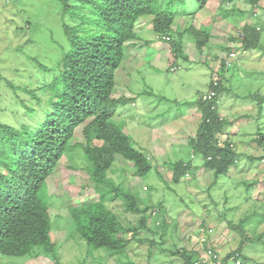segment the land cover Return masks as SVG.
Here are the masks:
<instances>
[{
  "label": "rangeland",
  "instance_id": "374dc122",
  "mask_svg": "<svg viewBox=\"0 0 264 264\" xmlns=\"http://www.w3.org/2000/svg\"><path fill=\"white\" fill-rule=\"evenodd\" d=\"M160 1L162 11L176 14L174 25L178 30L183 27L180 22L183 14L195 13L184 18L185 22L197 24L204 36L210 35V40L200 52L194 37L189 36L185 49L189 59L173 66L174 57L168 46L151 33L153 17H144L136 24L139 48L125 52L124 64L117 72L116 96L136 99L117 107L113 119L124 128L135 146L149 156L153 169L146 176H136L134 164L118 156L108 175L114 183L132 190L142 208L148 206L151 215L148 226L153 233H142L139 238L145 239L144 244L131 242L130 251L124 255L94 250L75 236L76 224L70 208L98 198L87 172L86 156L79 146L86 142L84 126H81L76 130L74 147L60 161L41 192L50 207L52 239L58 243L56 257L38 248L34 256L0 255V264H184L183 259L172 252L182 247L201 249L204 237L210 239L221 258L236 250L240 238L229 225H238L248 214H254L246 226L249 236L264 233V54L250 51L253 60L242 64L239 43L235 44L237 59L232 60L226 50L231 49L226 37L236 36V30L240 32L246 24L264 25V17L242 15L244 10L236 0L230 5L240 16L217 26L214 14L209 21L210 14L201 7L210 11L209 3L219 1L217 13L224 15L222 6L226 8L228 3L222 4L223 0H208L204 6L200 0H178L184 2L170 6L169 0ZM259 5H262L258 9L261 15L264 0ZM62 8L61 0H0V70L4 77L10 74V80L18 82L17 87L27 84L29 78L35 80L38 75L29 57L51 67L70 51L62 24L71 20L69 16L63 18ZM262 29L264 44V27ZM216 60H230L228 71L222 72ZM18 69L24 80L14 76ZM213 75L224 80L226 91L220 97L219 113L229 122L227 130L217 135L219 145L230 143L241 154L262 158L255 162L240 159L239 168H232L218 178L216 185H213L214 173H206L201 168L202 158L194 157L190 146V138L196 135L202 116L196 100L207 91ZM12 90L0 88V122L19 128L27 122L21 101L28 103L29 97L21 90ZM246 96L255 98L246 99ZM33 104L38 108L34 101ZM177 161H192L195 169L193 174H188L191 179L186 177L189 180L174 184L172 172L164 166L170 167ZM257 180V185L247 188V184ZM110 207L127 228L138 226L144 216L127 213L121 200ZM148 240L154 241V245ZM245 254L254 260L247 264H264V244L248 247Z\"/></svg>",
  "mask_w": 264,
  "mask_h": 264
},
{
  "label": "trees",
  "instance_id": "16d2710c",
  "mask_svg": "<svg viewBox=\"0 0 264 264\" xmlns=\"http://www.w3.org/2000/svg\"><path fill=\"white\" fill-rule=\"evenodd\" d=\"M234 1L236 0H225L222 4ZM260 1L245 0L250 8L241 14L256 19L264 17V12L261 15L257 12ZM61 2L63 18L69 16L71 20L70 23L62 24L71 45L70 51L64 54L57 65L51 67L37 58L29 57L35 63L38 75L35 80L29 78L30 82L20 87H17L18 82L10 80V74L4 77L5 74L0 70L1 89L7 87L11 91L12 88L21 90L29 97L28 103L21 101L27 122L22 123L19 128L0 122V255L6 257L34 256L38 248H42L46 255L56 257L58 243L52 239L50 207L41 197V192L60 161L74 147L76 130L81 126H84L86 142H81L79 146L86 156L87 172L95 185L98 198L70 208L76 224L75 236L90 248L104 249L110 255L129 252L128 247L133 241L144 244L145 239L139 238L141 234L153 233L148 226V219L151 218L148 206L142 208L132 190L114 183L108 175L118 156L134 164L136 176H146L153 169L149 156L135 146L124 128L113 119L117 107L126 106L136 99L116 96L117 72L124 64L125 52L139 48L140 38L136 33V24L144 17H153L151 30L154 34L170 37L173 66L180 60L189 59L184 47L186 36L194 37L200 52H203L210 40V35L204 36L203 29H196L194 26H189L175 36L172 29L174 13L162 11L159 7L160 0ZM183 2L169 0L168 4L170 6ZM207 2L208 0H200L203 6ZM222 9L225 13L232 12L223 6ZM263 27L258 23L246 24L242 27L240 36L233 37L232 41H238L244 51H261L264 54ZM221 70L226 71L225 64ZM16 73L14 76L21 78V70L18 69ZM218 82L219 86L214 88V80L209 81L208 87L214 89L212 100L202 99L196 102L202 113L201 123L196 135L190 138L193 156L202 158L201 168L206 173H214L213 185L232 168H239L240 159L245 158L251 162L262 160L239 153L230 143L219 145L217 135L227 130L229 122L219 113L220 97L226 88L223 78ZM33 101L38 108H34ZM257 142L260 144L261 139ZM164 168H169L172 172L174 184L191 179L192 177L186 179V176L193 174L195 169L192 161H177ZM258 181L247 184V188L252 189ZM119 200L125 204L127 213L144 215L138 226L127 228L119 221L110 207ZM253 215L248 214L238 225L230 223V230L239 236L240 242L236 250L223 257L222 264H247L254 261L245 251L248 247L264 244V233L256 237L249 236L246 226ZM148 241L151 246L154 245V241ZM204 246L219 255L210 239ZM172 253L183 259L184 264H195L204 257L205 251L182 247Z\"/></svg>",
  "mask_w": 264,
  "mask_h": 264
},
{
  "label": "clouds",
  "instance_id": "9594fccd",
  "mask_svg": "<svg viewBox=\"0 0 264 264\" xmlns=\"http://www.w3.org/2000/svg\"><path fill=\"white\" fill-rule=\"evenodd\" d=\"M204 8H202V10H203ZM200 12H201V9H200ZM195 13H190V14H188V15H185V14H183V16L181 17V20H180V22L182 23V29H180V30H178V28L176 27L175 28V25H173L172 26V29H173V31H174V33H178V32H181V31H183L184 29H186V28H188L189 26H194L196 29H200V28H198V25L197 24H191V25H187V24H189V22H185V20H184V18H186V17H188V16H193ZM199 14V13H198ZM176 14L174 13V16H175ZM185 22V23H184ZM174 23H175V21H174ZM202 27V26H201ZM151 33L152 34H154L153 32H152V30H151ZM240 33V32H239ZM237 34L236 36H234V37H239L240 36V34ZM154 38L156 39V40H158V41H160V42H162V43H164V44H166L167 46H168V48H169V50H170V53H172V47H171V45H170V37H168V36H163V37H160L159 35H156V34H154ZM189 38V36H186L185 38H184V47H185V49L187 50V39ZM233 38V37H232ZM232 38H231V40L229 41V46L228 47H230L231 48V51L229 52V49H226L228 52H229V57L233 60L235 57H236V52H232V50H236L235 49V47L233 46V43H239L238 41H236V42H233L232 41ZM232 41V42H231ZM169 45H168V44ZM240 44V43H239ZM240 47H241V44H240ZM197 48V47H196ZM186 50H185V53H186ZM205 50V49H204ZM203 50V51H204ZM241 50L242 51H244L242 48H241ZM247 52H250V51H245L244 53H247ZM173 56V55H172ZM225 64V66H226V71H227V66L228 65H230L231 64V61L230 60H226V61H222V62H220V70H221V68H222V66ZM172 70L173 71H176V70H174V67L172 68ZM222 71V70H221ZM224 73H225V71H224ZM221 78H216V75H213L212 76V78H211V80H214V82L215 83H217V85H215V83H214V88H216L217 86H219V80H220ZM211 80H210V82H211ZM13 89V88H12ZM212 93H214V89L212 88L211 89V87H208L207 88V91L204 93V94H202L201 96V98H199V100H212L213 99V96L209 99V98H206V97H208L209 95H211ZM198 101V99L196 100V102ZM135 107V106H134ZM187 178H188V175L186 176ZM222 259H223V257H222Z\"/></svg>",
  "mask_w": 264,
  "mask_h": 264
},
{
  "label": "crops",
  "instance_id": "0c3cea01",
  "mask_svg": "<svg viewBox=\"0 0 264 264\" xmlns=\"http://www.w3.org/2000/svg\"><path fill=\"white\" fill-rule=\"evenodd\" d=\"M225 0H223L222 1V3L224 2ZM237 1H239L238 2V5H239V7L242 9V10H244L245 12L247 11V10H249V5L245 2V0H237ZM226 5V4H225ZM209 6H210V11H206L205 9H203L202 11L203 12H208L209 14H210V17H209V21H210V19H211V17H212V15L214 14V18L215 19H217V20H215V22L214 23H217V26H219V25H221L223 22H225V21H229V20H231L233 17H236V16H240L239 14L240 13H237V12H235V11H233L232 10V5H230V3H228V7H226V10L227 11H230V10H232V12L231 13H225L224 15H220L219 16V14L217 13V12H219V6H220V4H219V1H213V2H210L209 3ZM260 7H262V5H260ZM202 11H201V13H202ZM216 12V13H215ZM257 12H258V10H257ZM199 15V14H198ZM205 17V16H204ZM202 18V17H201ZM219 18V19H218ZM198 28H200V27H198ZM224 31H225V29L223 30V32H222V36L224 35ZM236 32L237 33H239L238 32V30H236ZM231 38H232V35H230L229 37H226V39H227V41H228V46H229V41L231 40ZM232 42V41H231ZM235 44L236 43H233V46L235 47ZM232 52H236V57L233 59V60H235V59H237L238 57H239V55H238V53H237V51L236 50H232ZM245 51H242V56H243V59H242V64H245L246 62H248V61H250V60H253V57L250 55V52H247V53H244ZM200 63H202V62H200ZM216 63L219 65L220 64V62H219V60H216ZM202 64H205V63H202ZM219 68H220V65H219ZM228 71V70H227ZM209 85V84H208ZM207 88H208V86H207ZM135 107L137 106V104H135L134 105ZM158 107V106H157ZM162 109H161V107H160V111H161ZM192 153H193V150H192Z\"/></svg>",
  "mask_w": 264,
  "mask_h": 264
},
{
  "label": "built area",
  "instance_id": "2783aa9c",
  "mask_svg": "<svg viewBox=\"0 0 264 264\" xmlns=\"http://www.w3.org/2000/svg\"><path fill=\"white\" fill-rule=\"evenodd\" d=\"M215 85H217V83H215ZM212 96H214V93H212L211 95H209L206 98H211ZM208 239L207 238H203L202 239V247L201 249L205 251L204 257L195 262V264H222V258L220 257V255H217L216 253H213L211 249H205V243ZM239 263V262H238Z\"/></svg>",
  "mask_w": 264,
  "mask_h": 264
}]
</instances>
